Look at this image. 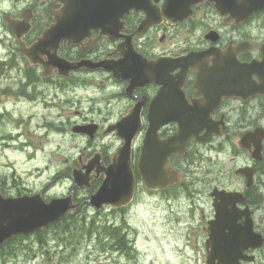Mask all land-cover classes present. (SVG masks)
<instances>
[{"label":"flooded vegetation","instance_id":"1","mask_svg":"<svg viewBox=\"0 0 264 264\" xmlns=\"http://www.w3.org/2000/svg\"><path fill=\"white\" fill-rule=\"evenodd\" d=\"M165 1L152 0L158 9L163 7ZM188 15L183 21L175 23L164 19L140 32L139 28L145 14L132 9L121 18L117 25L109 19H100V22L92 23L80 30L81 25L75 22L71 24L73 30L69 31L70 37H61L52 28L56 26L58 21H63L62 26L67 27L70 12L66 0H0V22L3 29L5 28V30H0V46H3L2 50L0 48V77L8 74L9 70H14L15 80L23 85L54 84L63 88L64 91L82 85H99L102 92L110 97L107 104L109 105L107 110L109 113H112L120 103L123 105L117 119L109 121L107 126L106 123L101 124L95 119L82 121L81 124L97 123L99 125L97 135L101 131L103 134L106 127L128 114L135 104L143 103L141 112L143 126L140 137L142 140L147 128V118L152 99L158 92H168L169 95H173V85L164 88L162 84L149 83L130 90L131 79L116 78L114 70L108 69V67L118 69L132 66L135 63L161 60V68L163 69L162 65H167L166 74L172 83L173 80H178V75L182 69L181 67H172L175 59L188 56L190 53L195 54L194 60L198 64L202 65L207 61L209 66H213L216 54H219L218 58L222 61L227 60L228 57L234 58L240 66L242 64H257L264 60V9L242 20L238 13L236 15L221 14L217 12L214 3L204 1L193 5ZM14 19L28 20L27 24L23 23L18 26V35L13 34L10 25ZM48 31L49 34L45 36ZM74 31L78 32L74 33ZM211 32H215V34L212 36L210 35ZM79 33L82 38L76 41ZM21 44L27 48L41 45L49 53H54L55 58L47 51H31L32 57L28 58L22 55ZM209 50L215 51V54L205 56ZM56 60L62 65L56 63ZM79 63H86L87 65L78 69L67 70L68 66ZM97 63H102V65L95 67L94 65ZM60 66H62L61 69ZM199 72L200 69L197 66H191L185 75L183 91L190 102L203 97V93L196 86ZM252 79L255 82L260 81L257 74H254ZM71 102L76 103V100L73 99ZM232 102L237 104L235 111L246 113L247 116L259 117L255 123L264 127V94L252 95L247 99L223 97L219 107L214 111L213 117L219 119L224 116L228 124L227 129H230L229 116L233 112L231 109L233 108ZM4 107L6 111H9L6 104ZM4 107H0V114L4 113ZM102 108L92 107L93 110H102ZM79 113L80 110H77L76 114ZM257 125L249 127L245 132L253 130L258 127ZM176 130V124L170 123L163 126L159 133L164 138ZM223 138L225 136L215 137L211 143L204 146L193 140L190 142L189 148L196 146L199 152H201V147L208 145L215 149L217 156L211 155L210 157L212 160V166L210 165L208 168L210 173L214 172L213 169L216 165L219 164L218 167L220 166V168L222 166L223 159L219 155L222 153L220 151L224 149ZM93 140L95 138L91 139V141ZM236 147L239 165L237 164L234 169L235 174L220 178L214 173L212 175V178L215 179L214 182L206 181L205 189L197 190L198 194L195 196L193 191H184V194H189L187 197L184 196V199L191 198L187 203L192 205L190 212H188L190 218L186 223L180 224L186 232L184 234L183 231L181 232L177 249L186 254L190 251L193 254L190 258L197 257L200 264H207L209 256L213 253L212 228L218 229L221 223L215 205H219L223 201L219 196L214 195V192L220 194L215 190L217 188L229 192H240L246 198L239 200V196H235L227 201L229 209L227 220L232 229L243 227L249 217L252 220L254 231L264 236V227L260 231L257 223L260 208L258 205L259 191L256 183L257 173L262 168L264 161L258 162L252 158V152L255 149L254 143H250L249 147L240 146L238 143ZM235 151L236 149H232L233 153ZM100 152L102 160L105 161L104 150H100ZM244 154L251 158L247 161H241V156ZM86 155L85 151L79 157L78 164L88 162L89 157ZM262 155L264 156V149ZM171 160L177 166L176 169H180V172L183 171L178 162L185 159L180 156H172ZM246 166L250 167L255 174L253 184L250 187H248L246 177L239 173L241 167ZM207 175L210 176V174ZM235 177H239L243 181L242 185L239 182H233ZM167 191L169 190L153 193L160 194ZM3 194L5 195L4 192ZM194 197H198L199 200L195 201ZM230 232L229 229H226L220 231L219 234L221 236L223 233L230 234ZM23 237H14L13 235L0 243V264H14V241L23 239ZM262 252H264V244L260 248L252 246L243 250L241 264H257ZM252 256L254 259L251 258ZM249 259L252 261L249 262ZM215 262L218 264V259Z\"/></svg>","mask_w":264,"mask_h":264},{"label":"rangeland","instance_id":"2","mask_svg":"<svg viewBox=\"0 0 264 264\" xmlns=\"http://www.w3.org/2000/svg\"><path fill=\"white\" fill-rule=\"evenodd\" d=\"M1 29L5 30L0 22ZM7 73L0 77V107L5 104L9 107V111L4 107V113L0 114V189L8 196L42 193L44 198L51 199L68 195L74 184L72 171L80 167L78 159L85 151L86 156L91 157L95 151L104 150L110 157L122 143L115 134L104 135L102 131L91 141L88 136L75 133L73 127L89 119L107 126L109 121L117 119L123 103L109 113L110 97L97 84L66 91L46 83L26 87L15 80L14 70ZM73 99L76 103L71 102ZM231 104L230 129L222 139L224 149L219 155L223 159L221 168L218 164L214 172L208 170L211 155L217 156L211 145L201 147V152L195 147L192 152L197 154V163L188 164L190 169L187 174L183 171L185 177L179 186L156 194L141 183L136 199L124 209L105 206L97 211L88 204L86 200L100 183H94L91 188H77L76 201H83L81 208L85 207L73 212L71 231L52 225L43 233L42 239L30 234L15 240L14 264H200L197 257L190 258L193 255L190 251L188 255L177 249L181 232H186L180 224L190 218L188 212L192 205L187 203L191 198L184 199L189 195L184 194V181L193 177L190 190H194L195 196L197 190L205 189L206 181L214 182V173L220 178L235 174L239 162L236 144L249 127L259 124L255 123L259 117L235 111L237 104ZM92 107L103 108L93 110ZM77 110H80L79 114H76ZM140 145L141 139H138L134 147L136 157ZM232 149L236 151L233 153ZM250 158L244 154L240 160ZM262 164L256 176L260 194L257 222L260 231L264 227V162ZM233 182L242 185L243 181L235 177ZM194 199L199 200L198 197ZM74 219L77 222L72 221ZM93 219L94 224L91 223ZM105 225L120 227L130 238L134 250L126 254L109 246L113 239L105 240L108 243L100 240L98 231L103 234ZM263 262L264 252L257 264Z\"/></svg>","mask_w":264,"mask_h":264},{"label":"water","instance_id":"3","mask_svg":"<svg viewBox=\"0 0 264 264\" xmlns=\"http://www.w3.org/2000/svg\"><path fill=\"white\" fill-rule=\"evenodd\" d=\"M66 1L70 12L67 27L62 26L63 21H58L52 28L61 37H70L69 31L73 30L71 24L75 22L81 25L80 30L92 23L100 22V19H109L117 25L124 14L131 9L145 12L146 18L139 28V31L143 32L164 19L172 22L185 19L189 16L193 5L206 0H166L162 9H158L151 0ZM207 1L214 3L217 11L221 14L236 15L238 13L242 20L264 9V0ZM23 22L27 21H11L13 34L18 35L17 28ZM76 32L74 31V33ZM48 34L49 31L45 36ZM211 35L213 36L214 32ZM77 37L76 41L82 38L80 33ZM20 51L22 55L31 58V51L45 52L47 50L41 45L27 48L21 44ZM49 54L54 57V53ZM214 54L215 51L209 50L205 56ZM218 55H215L213 66H209L207 61L202 65L198 64L194 60L196 58L194 53L175 59L172 67H181L182 69L178 75L179 80H173L172 83L166 74L167 65H162L163 69L161 68V60L135 63L132 66L125 65L126 67L118 69L108 67V69L114 70L115 77L131 79L130 90L149 83L162 84L164 88L173 85V95H169L168 92H158L151 102L148 116L149 125L137 162L138 174L147 189L163 190L178 182L179 173L172 167L170 157L175 154L183 155L191 138L201 143H207L215 135L224 134L227 128L224 117L220 120H214L212 117V112L219 107L223 97L234 96L246 99L252 95L264 94V60L257 64H242L240 66L234 58L228 57L227 60L222 61ZM56 61L61 64L58 60ZM86 65V63L73 64L68 66L67 70L78 69ZM101 65L102 63H97L94 66ZM191 66H197L200 69L196 86L204 94L203 98L193 100L192 103L186 99L182 90L187 69ZM61 68L62 66H60ZM254 74L259 77V82L252 79ZM142 105L143 103L136 104L126 116L107 129L106 133L116 130V136L123 140V144L114 153L110 164L103 165L100 154H96L88 164L83 165L80 169H74L75 183L69 195L46 201L41 193L5 197L0 190V243L13 235L34 233L62 219L68 212L81 205L79 202H74V190L85 185L91 186L92 178L99 177L101 174L104 175L103 182L99 189L91 194L88 202L97 210L105 205L121 208L130 204L135 197L137 188V176L133 166V142L142 129ZM171 122H176L178 129L173 135L161 138L160 128ZM97 128V125L90 124L75 126L73 130L87 133L93 138ZM263 140L264 128H256L254 131L244 134L240 144L249 147L250 143L254 142L256 150L253 156L261 159ZM251 181L252 175L249 176V182ZM216 195L223 200V203L217 206L220 216H223L229 213L226 206L228 199L239 194L222 191ZM228 222L226 217L220 223L217 231L213 228L214 253L210 256L208 264H215V259L219 260L218 264H240L239 260L242 258L241 253L244 249L250 246L260 247L264 242L261 234L254 233L250 219L239 230L232 229ZM226 229L231 230V233L219 236V232Z\"/></svg>","mask_w":264,"mask_h":264},{"label":"trees","instance_id":"4","mask_svg":"<svg viewBox=\"0 0 264 264\" xmlns=\"http://www.w3.org/2000/svg\"><path fill=\"white\" fill-rule=\"evenodd\" d=\"M187 155H189V159H191V156L193 155L192 152L191 153H187ZM21 192V191H20ZM19 192V193H20ZM85 207V206H84ZM83 207V208H84ZM83 208H78L75 211H80ZM73 218V213H68L65 217H63L60 221L56 222L54 225L56 226H61L60 230L63 231H67L68 229L71 231V219ZM77 222V220H72ZM92 224L95 223V219L92 220L91 222ZM98 228V227H97ZM85 230V228H83ZM46 230H48V228L43 229L39 232V237L40 239L43 238V233L46 232ZM98 234L100 235V240H102L104 243H108L105 240H108L109 238L113 239V242H110L109 246L112 245V247H114L115 249H119L121 251H125L127 254L129 252H132L133 247H131V242H130V238L127 237V234L125 232H122V230L120 229V227H116V226H110V225H105L104 226V230H103V234L101 233V231H98Z\"/></svg>","mask_w":264,"mask_h":264}]
</instances>
